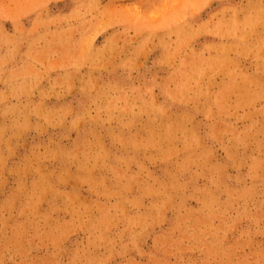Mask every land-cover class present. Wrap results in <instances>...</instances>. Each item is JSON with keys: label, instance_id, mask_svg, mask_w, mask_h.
Here are the masks:
<instances>
[{"label": "rangeland", "instance_id": "obj_1", "mask_svg": "<svg viewBox=\"0 0 264 264\" xmlns=\"http://www.w3.org/2000/svg\"><path fill=\"white\" fill-rule=\"evenodd\" d=\"M0 264H264V0H0Z\"/></svg>", "mask_w": 264, "mask_h": 264}, {"label": "bare ground", "instance_id": "obj_2", "mask_svg": "<svg viewBox=\"0 0 264 264\" xmlns=\"http://www.w3.org/2000/svg\"><path fill=\"white\" fill-rule=\"evenodd\" d=\"M197 69V68H196ZM196 88V87H195ZM204 88L205 87H202V88H196V91L198 90V92H203L204 91ZM189 89V86H187L186 85V83H182L180 86H179V90H180V93L181 94H185V90H188ZM179 126H180V124H179ZM100 138V137H99ZM153 139V137H152V134H150V135H148V143L150 142V140L151 141H153V142H155V140H152ZM134 143H135V139H134Z\"/></svg>", "mask_w": 264, "mask_h": 264}]
</instances>
